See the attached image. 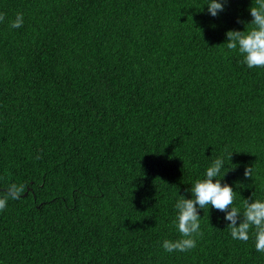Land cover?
Wrapping results in <instances>:
<instances>
[{"label": "trees", "instance_id": "1", "mask_svg": "<svg viewBox=\"0 0 264 264\" xmlns=\"http://www.w3.org/2000/svg\"><path fill=\"white\" fill-rule=\"evenodd\" d=\"M221 2L0 0V196L25 186L0 264H264L211 206L195 248L162 247L217 157L234 207L264 199V67L226 47L255 0Z\"/></svg>", "mask_w": 264, "mask_h": 264}, {"label": "clouds", "instance_id": "2", "mask_svg": "<svg viewBox=\"0 0 264 264\" xmlns=\"http://www.w3.org/2000/svg\"><path fill=\"white\" fill-rule=\"evenodd\" d=\"M224 10L221 0H209L208 12L217 16ZM251 27L245 30H229L226 33V47L230 51H237L243 56V63L248 68L264 67V0H255L251 6ZM5 20V15L0 14V23ZM23 13H17L10 23L11 28L23 26ZM247 24V25H248ZM231 154L228 159L230 160ZM39 158V157H37ZM225 161L222 157L215 158L207 167L203 178L196 179L191 186L192 198L181 195L175 203L177 215L174 220L180 236L178 239H165L162 247L166 252L189 251L197 246V239L203 236L200 228V214L198 209L211 206L215 210L225 213L224 219L228 221L227 227L234 240L247 242L249 232L254 229L255 248L264 253V199L245 198L241 207H234L236 192L228 183H221L225 173L221 175ZM244 176L252 178V168L246 167ZM25 191L23 184H10L0 196V211L7 207L9 199H19Z\"/></svg>", "mask_w": 264, "mask_h": 264}]
</instances>
